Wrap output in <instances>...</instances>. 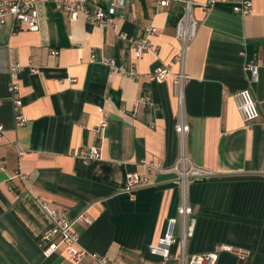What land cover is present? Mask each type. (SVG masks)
Instances as JSON below:
<instances>
[{
    "label": "crops",
    "instance_id": "0c3cea01",
    "mask_svg": "<svg viewBox=\"0 0 264 264\" xmlns=\"http://www.w3.org/2000/svg\"><path fill=\"white\" fill-rule=\"evenodd\" d=\"M186 1L128 2L118 8L115 27H102L82 15L71 20L53 0H35L38 31L15 30L12 18L0 27V264H77L62 247L44 255L39 240L51 221L41 201L70 218L86 210L92 223L75 228L90 252L117 264H160L149 248L177 215L185 190L193 214L185 243L177 224L168 264H183L182 256L188 264L218 246L233 251H219L215 264H264V0H253L250 16L232 10L240 0H214L208 9L203 4L213 0H192L198 30L184 43L176 31ZM97 5L107 3H90ZM147 26L157 28L150 37L157 49L138 59L131 39ZM92 53L134 68L140 78L92 61ZM249 59L259 65L255 81ZM15 62L25 65L17 95L28 121L19 126L9 90ZM161 65L189 79L181 88L174 74L149 80ZM244 88L261 112L252 123L237 108ZM145 93L150 103L137 104ZM181 115L190 124L184 141L175 128ZM93 145L102 157L86 162L78 152ZM182 153L211 173L183 183L172 169ZM144 161L165 169L148 170ZM129 171L150 181L134 198L125 191Z\"/></svg>",
    "mask_w": 264,
    "mask_h": 264
},
{
    "label": "built area",
    "instance_id": "2783aa9c",
    "mask_svg": "<svg viewBox=\"0 0 264 264\" xmlns=\"http://www.w3.org/2000/svg\"><path fill=\"white\" fill-rule=\"evenodd\" d=\"M59 8L64 10L71 20H76L80 15L92 24H96L102 27H115L117 25L116 13L118 8L128 2L140 1V0H105L106 7L95 6L90 7V3H97L100 0H53ZM215 1L203 4L205 9H208L214 5ZM193 1H186V13L185 16L177 26L176 37L187 43L193 39L198 30V21L193 18L192 15ZM232 10L241 16H250L253 12V0H240L234 4ZM9 18L13 19V27L16 30L24 26L30 31L39 30L38 12L36 9L35 0H0V27L7 24ZM157 33V28L154 26H147L141 36L132 38L131 44L135 52V56L141 59L144 54L151 49L156 50L155 45L150 37ZM2 50H0L1 56ZM52 55H58L57 49L51 50ZM245 54V52H244ZM102 60L112 71H117L121 75L129 76L134 79H139L140 74L134 69H127L119 66L114 59L98 58L96 54L92 53L91 60ZM25 69V65L15 62L11 64L9 73L12 77V81L9 86L10 93L12 94L13 106H14V118L16 124L24 125L28 118L22 111L23 101L18 97L17 93L20 88V82L18 79L19 74ZM246 69L250 72L251 78L255 81L259 75V65L254 59H249L246 63ZM30 71L37 73L39 68L31 66ZM169 74L172 72L170 65L158 66L149 74V80L156 82H164ZM189 79V76L184 72L174 74L175 84L181 88L184 83ZM237 108L241 113L243 119L247 123H252L257 120L260 115V108L258 102L254 97V94L250 88H244L240 90L236 95ZM137 104L150 103V95L145 93L138 97ZM103 111V108H100ZM101 127L107 125L103 119L101 121ZM177 133L180 135L182 141H184L186 134L190 131V124L184 115H181L175 126ZM97 130H99L97 128ZM5 135L4 126L0 124V139H3ZM19 154H23V150L20 148ZM78 155L86 162L102 157L101 147L99 145L86 146L78 152ZM143 165L148 170H164L163 164H156L153 162L144 161ZM177 171L181 177L183 183H187L190 178L204 177L211 172L204 167L197 166L190 158L185 154L179 157L176 163L172 167ZM16 176L24 179L25 174L17 173ZM149 177L147 175L140 174L136 171H129L126 175V188L125 191L130 194L131 198H134V192L141 187L149 185ZM42 208L47 212L51 225L40 236V246L42 247L45 256H50L54 252H57L61 247L67 252L68 256L75 263L79 264L86 256H90L94 260V264H117L109 259L106 255L96 252H90L80 243V234L76 230L75 225L78 221H83L87 224H91L92 220L87 215L86 210L80 212L75 218H70L63 211L53 208L47 205L46 202L41 201ZM193 214V207L189 202L187 191L183 193L180 204L177 207V215L170 217L164 233L159 237L158 241L152 244L149 251L153 255H157L161 258L160 264H168L173 258L171 246L176 241V226L181 223L184 226V233L182 241L185 243L187 238L186 228L188 226L191 215ZM221 250L233 251L229 246H218L213 252L204 254H195L190 259L188 264H215L218 258V252ZM184 264V257L182 256Z\"/></svg>",
    "mask_w": 264,
    "mask_h": 264
}]
</instances>
